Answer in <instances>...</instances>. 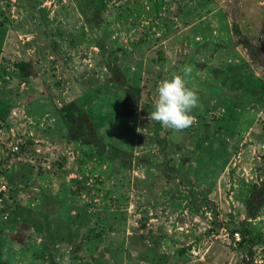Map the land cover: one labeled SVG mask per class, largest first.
<instances>
[{
  "label": "rangeland",
  "instance_id": "1",
  "mask_svg": "<svg viewBox=\"0 0 264 264\" xmlns=\"http://www.w3.org/2000/svg\"><path fill=\"white\" fill-rule=\"evenodd\" d=\"M103 1L107 27L91 29L73 0H0V104L11 107L0 122L3 261L245 264L237 227L250 185L264 178V98L222 86L229 77L212 70L232 65L264 81L233 30L235 23L243 37L255 36L264 60V0ZM155 2L163 6L156 10ZM98 42L118 54L128 81L142 88L136 121L118 115L122 91L108 81ZM22 61L33 64V77H19L15 64ZM185 65L194 66L189 79L199 106L191 127L160 132L176 177L168 180L158 145L149 143L156 122L147 117L160 81L182 75ZM74 100L132 160L117 178H92L91 194L72 183L89 178L80 177L82 152L59 110ZM99 180L128 192V203L114 207L113 198L103 199ZM192 190L198 202L208 193L199 212L190 204ZM89 228L101 238L85 239ZM252 229L264 243V207ZM263 245L254 263L264 264Z\"/></svg>",
  "mask_w": 264,
  "mask_h": 264
},
{
  "label": "trees",
  "instance_id": "2",
  "mask_svg": "<svg viewBox=\"0 0 264 264\" xmlns=\"http://www.w3.org/2000/svg\"><path fill=\"white\" fill-rule=\"evenodd\" d=\"M78 11L85 24L89 28L102 29L107 27L106 19L104 17L107 5L103 0H73ZM156 10L163 6V3L155 2ZM234 32L237 36L241 37L239 42L247 50L250 61L252 64L257 65L263 69L264 72V60L260 59L262 50L252 44L255 40V36H244L237 24L234 23ZM100 51L105 55L106 68L110 73L109 83L122 91V100L119 105L118 115L124 120H137L139 109L142 105L141 95L142 88L139 85L131 84L126 76V73L120 63L118 54L107 53L106 45L104 42H98ZM1 51V47H0ZM194 60V56L192 58ZM184 65V64H183ZM182 65V66H183ZM15 68L18 71V75L21 79H28L33 77V64L22 61L15 64ZM228 69H213V75L218 78L220 75H226L229 77L226 81L221 82L222 86H228L232 90H238L244 92L245 95H252L259 93L264 98V81H259L253 76L252 73L248 72L244 74L239 70H236L232 65H228ZM246 75V76H245ZM231 76V77H230ZM264 76V73H263ZM233 77H238L239 80H233ZM258 86V87H257ZM258 88V89H257ZM209 97V95L204 94ZM203 96V95H202ZM60 113L67 125L68 139L76 144L75 146L82 152V157L78 160L79 162V174L81 178L89 175V178L82 181H72L73 184L78 185L83 192L91 194L89 181L99 175H109L112 177H119V174L126 172L131 165V158L127 151L123 148L115 146L105 140L98 131L91 115L85 110L78 100L71 101L63 105L60 109ZM11 114V107L0 104V122L7 121ZM234 123V122H232ZM154 134L150 137L151 142L158 145L159 154L163 158L162 172L168 180L176 178L174 176V168H172L170 162L171 157L169 156L168 148L169 141L167 137L161 136L160 132L163 131V126L156 122ZM140 146L143 143L139 144ZM171 166V167H170ZM122 179L118 180V183H114L112 188L118 189L116 186L121 183ZM185 181V180H184ZM183 181V182H184ZM99 185L102 187L99 191L102 192L103 199L113 198L115 203L114 207L121 204L124 199L128 203L129 193L123 191L117 194L114 190H111L105 182L99 180ZM74 194V193H73ZM191 203L195 204V212H199L203 207L209 205L208 193L203 194L202 199L198 202L199 196L194 191H191ZM193 200V201H192ZM187 203V202H186ZM198 203V204H197ZM117 204V205H116ZM264 207V178L261 183L250 185L249 193L245 201V219L240 222L237 229L242 235V243L247 247L245 264H258L254 263L258 249L264 244L261 239L253 235L252 222L256 220L262 208ZM190 208V207H189ZM94 233L93 228L85 233L84 238L88 241L96 237L101 238L102 233ZM12 238V237H11ZM26 240L23 241V245ZM264 246V245H263ZM0 264H6L0 255ZM48 264H57L53 258L48 260Z\"/></svg>",
  "mask_w": 264,
  "mask_h": 264
},
{
  "label": "clouds",
  "instance_id": "3",
  "mask_svg": "<svg viewBox=\"0 0 264 264\" xmlns=\"http://www.w3.org/2000/svg\"><path fill=\"white\" fill-rule=\"evenodd\" d=\"M193 67L185 65L182 75L160 81L154 111L149 113L148 120L158 122L174 133L183 132L195 123L193 110L199 106V95L198 89L190 86Z\"/></svg>",
  "mask_w": 264,
  "mask_h": 264
},
{
  "label": "built area",
  "instance_id": "4",
  "mask_svg": "<svg viewBox=\"0 0 264 264\" xmlns=\"http://www.w3.org/2000/svg\"><path fill=\"white\" fill-rule=\"evenodd\" d=\"M16 150H18L17 148H16ZM2 189L0 188V191H1ZM236 236H238V234L236 235Z\"/></svg>",
  "mask_w": 264,
  "mask_h": 264
}]
</instances>
